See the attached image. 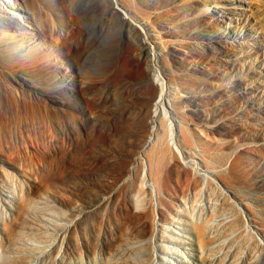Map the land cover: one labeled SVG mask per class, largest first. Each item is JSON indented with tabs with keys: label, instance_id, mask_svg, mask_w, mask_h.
Segmentation results:
<instances>
[{
	"label": "rangeland",
	"instance_id": "rangeland-1",
	"mask_svg": "<svg viewBox=\"0 0 264 264\" xmlns=\"http://www.w3.org/2000/svg\"><path fill=\"white\" fill-rule=\"evenodd\" d=\"M7 1L29 41L0 60L43 58L47 84L24 106L0 78V264H264V0L146 9L147 45L64 0L74 62L49 0Z\"/></svg>",
	"mask_w": 264,
	"mask_h": 264
},
{
	"label": "bare ground",
	"instance_id": "bare-ground-1",
	"mask_svg": "<svg viewBox=\"0 0 264 264\" xmlns=\"http://www.w3.org/2000/svg\"><path fill=\"white\" fill-rule=\"evenodd\" d=\"M68 1V0H67ZM97 9L102 13L104 18L108 21L120 23L125 27V30L129 32L135 33L138 35L139 40H142L143 44L147 45L150 41L149 33L143 38L142 30L137 27V22L135 21V16H139L144 10H159L164 6L171 5L172 0H93ZM48 4V10L52 14L53 17V25L52 26V36L57 45L63 47L65 50V54L72 62L77 60L82 54H84L83 49H78L74 47L73 39H75V28L71 30H61V33L57 35L58 31H60L59 27L62 26H77L79 21V16H77L76 10L73 9L69 4L64 2H56L49 0L46 1ZM9 2L7 0H0V37H7V30L17 29L20 30L21 35L15 36V38L20 37V41H26L28 43L29 38H24L25 36V26L23 17H9L7 16ZM27 5H25L26 7ZM20 11L26 10L23 9V6L17 7ZM29 8V7H27ZM61 10L68 11L67 18L59 16L61 15ZM178 11L177 8L174 9ZM40 12V11H39ZM168 13H171L169 11ZM34 21H41V17L38 12H34ZM147 27L150 28L148 25ZM36 28L41 29V27L36 26ZM147 30V29H146ZM65 31V33L63 32ZM142 31V32H141ZM9 34V32H8ZM8 44V42H3V45ZM7 50V48H6ZM6 60L10 63V66L5 67L3 61L0 60V78L3 81L4 85H6L9 93V97L12 98V102L16 100V103L19 101L20 104L27 106L35 99L38 101L39 99L46 102L44 99L43 88L47 84L44 80L42 81V76L45 74L43 67L40 65L44 64L43 58L29 59L27 58L28 65L24 66L23 64L18 63L17 57L15 55L9 54L6 51L4 55ZM15 57V59H14ZM6 61V62H7ZM36 61V62H34ZM26 63V62H25ZM47 76V75H46ZM65 74L60 72V78H64ZM65 81V79H64ZM19 95H18V94ZM41 93V94H40ZM18 95V96H17ZM164 100V94L162 93L159 102L161 103ZM59 107L62 105L58 103ZM64 105V103H63ZM34 111H31L33 114ZM30 113V112H29ZM36 114V113H35ZM40 114V113H39ZM73 123H75L76 119H72ZM46 122V121H45ZM44 122V123H45ZM51 124V123H50ZM49 124V125H50ZM47 125V126H49ZM53 127V126H52ZM50 127V128H52ZM48 128V127H47ZM47 129V132L50 133L51 136L55 135V132L51 129Z\"/></svg>",
	"mask_w": 264,
	"mask_h": 264
}]
</instances>
